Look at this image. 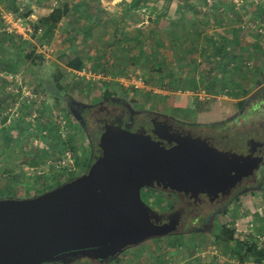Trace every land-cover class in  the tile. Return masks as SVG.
<instances>
[{"label":"rangeland","instance_id":"1","mask_svg":"<svg viewBox=\"0 0 264 264\" xmlns=\"http://www.w3.org/2000/svg\"><path fill=\"white\" fill-rule=\"evenodd\" d=\"M132 1L0 0L3 54L20 56L15 71L0 67V199L36 197L87 172L92 142L75 106L112 99L185 128L237 124L250 103L264 108V0ZM52 10L59 17L48 31L39 22ZM76 58L81 71L67 67ZM142 198L161 214L177 203L156 189ZM224 226L264 249V173L222 211L106 264H254L216 244Z\"/></svg>","mask_w":264,"mask_h":264},{"label":"water","instance_id":"2","mask_svg":"<svg viewBox=\"0 0 264 264\" xmlns=\"http://www.w3.org/2000/svg\"><path fill=\"white\" fill-rule=\"evenodd\" d=\"M165 124L156 122L151 136L107 127L86 174L36 197L0 199V264H106L127 248L182 232L193 204L223 202L264 166L262 139L246 135L220 151ZM153 189L177 195L181 207L160 220L142 199V190Z\"/></svg>","mask_w":264,"mask_h":264},{"label":"flooded vegetation","instance_id":"3","mask_svg":"<svg viewBox=\"0 0 264 264\" xmlns=\"http://www.w3.org/2000/svg\"><path fill=\"white\" fill-rule=\"evenodd\" d=\"M261 96H264V92ZM74 110L76 116L79 118L81 126L85 128L92 142V163L96 157L99 156L95 151L97 141L107 127H120L130 133L144 132L146 135L151 136L152 128L156 122H165V125H161L163 128L168 125L172 126V133L184 129L194 133L196 136L206 137L212 141L213 147L220 151H227L235 148L239 140L246 135L260 140L262 139V141H260V150H262L264 157V108L261 107L260 102L259 104L257 102L250 103L238 116L239 120L237 124L233 123L229 126H221L219 128H185L167 115L144 110H142V112H135L130 110L125 104L112 99H103L89 107L75 106ZM164 144L167 145L165 142ZM263 170L264 166L255 175L237 183L230 191L229 197L223 202L218 200L216 205H208L202 200L201 202L193 204L191 209H193L195 215H190L185 218L184 223H186V227L183 231L189 229L190 225L198 220H203L205 213L220 212L231 199L241 192L258 187L264 173ZM167 194L170 195L169 193ZM172 195L174 196L175 194ZM175 196L177 203L170 212L164 214L157 212L160 216V220H163L164 215L181 207V198L177 195ZM77 260L78 259L66 258V264L74 263Z\"/></svg>","mask_w":264,"mask_h":264},{"label":"trees","instance_id":"4","mask_svg":"<svg viewBox=\"0 0 264 264\" xmlns=\"http://www.w3.org/2000/svg\"><path fill=\"white\" fill-rule=\"evenodd\" d=\"M139 0H133L131 2V6H135ZM172 0H167V3H169ZM218 4L217 2L214 4H210L212 6ZM211 6V7H212ZM59 17L58 10H52L51 13L40 19V24L42 26H46L47 30L50 31L51 26H53L52 23L55 24V21H57ZM20 42H12L10 45V50L15 52L18 56L20 54L24 53L25 46L22 45L23 43L19 44ZM5 52L4 45L2 42H0V67H2L3 70L6 71H15V67L17 63L20 61V56L17 59H13V57L5 56L3 54ZM142 53L141 51H139ZM30 60V55L24 54V56L21 59ZM24 60V62H25ZM67 67L73 71H81L84 67V64L81 60L78 58L73 59L67 64ZM59 76V74H58ZM241 105V102H239ZM239 105V104H238ZM215 242L218 245H224L225 247H230V250L232 254L238 259L240 263H244L247 259L248 261H253L255 264H261L264 263V249L257 248L256 245H253L251 247H247L246 243L243 241L234 238L232 232L228 230L226 226L222 227L220 230V233L215 236ZM115 259V258H114ZM113 259V260H114ZM247 264V263H246Z\"/></svg>","mask_w":264,"mask_h":264},{"label":"crops","instance_id":"5","mask_svg":"<svg viewBox=\"0 0 264 264\" xmlns=\"http://www.w3.org/2000/svg\"><path fill=\"white\" fill-rule=\"evenodd\" d=\"M231 97H232V96H231ZM231 97H230V98H231ZM232 98H233L234 101H240V100H242V98H240V96H233ZM165 237H167V236H165ZM150 240H151V239H150ZM150 240H146V241L143 242V244H142V243L139 244L140 246H138V245H136V246L140 249L141 247H144V246L146 245L147 242H150ZM134 247H135V246H133V248H134ZM127 249H128V248H127ZM129 249H130V248H129ZM135 249H137V248H135ZM121 255H122V254H119L118 256L115 257L114 260H111L110 262L120 261V260H118V259L121 257Z\"/></svg>","mask_w":264,"mask_h":264},{"label":"built area","instance_id":"6","mask_svg":"<svg viewBox=\"0 0 264 264\" xmlns=\"http://www.w3.org/2000/svg\"><path fill=\"white\" fill-rule=\"evenodd\" d=\"M212 1H214V0H207V2L210 3V4H211ZM10 16H11V15H10ZM12 18H13V17H12ZM13 22H18V21H17V20L14 21V18H13V20H10L9 23L13 26V27L11 26V31H14L15 33L18 34L19 32L16 31V29H15V27H14V25H13ZM18 23H19V22H18ZM22 33H23V32H22Z\"/></svg>","mask_w":264,"mask_h":264}]
</instances>
